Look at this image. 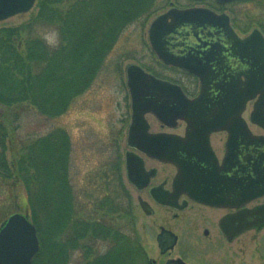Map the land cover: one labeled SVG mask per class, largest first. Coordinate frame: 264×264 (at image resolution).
I'll use <instances>...</instances> for the list:
<instances>
[{
    "label": "trees",
    "instance_id": "trees-1",
    "mask_svg": "<svg viewBox=\"0 0 264 264\" xmlns=\"http://www.w3.org/2000/svg\"><path fill=\"white\" fill-rule=\"evenodd\" d=\"M191 3L38 0L31 21L0 28V108L11 111L29 105L45 118L62 117L95 84L127 29L145 27L170 8ZM206 6L233 12L230 4L221 6L214 0ZM247 22L241 27L244 32L253 25ZM49 27L58 35L57 45L44 39ZM6 114L0 110V179L11 182L18 207L29 211L37 227L41 250L33 264H69L77 253L81 264H150L119 166L107 164L95 175L94 188L78 193L68 133L58 128L12 143Z\"/></svg>",
    "mask_w": 264,
    "mask_h": 264
},
{
    "label": "flooded vegetation",
    "instance_id": "flooded-vegetation-1",
    "mask_svg": "<svg viewBox=\"0 0 264 264\" xmlns=\"http://www.w3.org/2000/svg\"><path fill=\"white\" fill-rule=\"evenodd\" d=\"M229 16L233 37L226 30L184 27L166 39L168 52L172 55H195L200 59L206 69L205 79L163 62L151 47L148 53L153 57L154 65L188 77L182 81L162 78L152 70L138 66L160 80L179 86L190 100L205 91L212 101L209 108L220 104L217 100L222 101L229 96V92L234 97L239 85L246 82L247 72L252 70L253 63L250 56L236 46L235 40L246 39L258 28L244 32L234 17ZM127 83L128 79V109L121 116L120 127H115L120 138H116L113 146L118 151L116 164L120 168L121 181L131 198L133 210L138 209L149 222L150 219H161L155 235L158 257L151 258L146 254L150 264H180L175 262L177 260L190 264L186 255L191 247L233 245L240 236L229 241L222 224L230 216L232 219L237 218L241 210L256 207V203L264 198L255 199L241 207L238 196L235 198L234 193L230 196V191H239L240 177L245 176L242 171L253 175V165H264V128L251 122L257 129L255 131L248 124L251 135L259 138L257 145L249 141L228 145V131L212 132L209 140L204 142L193 134L194 129L187 121L165 122L152 111H147L138 130L131 135L134 112ZM152 90L147 87L142 89L146 94ZM255 101L249 103H253L254 107ZM177 138L186 141L183 145H176ZM161 139L168 140L167 145ZM202 196H206L207 200L200 198ZM216 196H222L223 199L218 200ZM152 227L151 224L148 229Z\"/></svg>",
    "mask_w": 264,
    "mask_h": 264
},
{
    "label": "water",
    "instance_id": "water-1",
    "mask_svg": "<svg viewBox=\"0 0 264 264\" xmlns=\"http://www.w3.org/2000/svg\"><path fill=\"white\" fill-rule=\"evenodd\" d=\"M205 1V0H195ZM237 0H216L225 5ZM37 0H0V22L18 14L31 11ZM215 28L229 31L233 37L230 26V16L226 13L219 14L207 7H191L186 9L171 8L166 13L158 16L149 27L148 36L150 45L158 57L165 63L178 66L201 79L206 77V69L200 59L195 55L180 57L168 52L166 39L171 34L177 33L181 28ZM228 33V32H227ZM235 44L239 49L250 56L252 70L246 75V82L239 85L234 97L229 96L217 103L212 108L210 95L203 91L194 100L188 99L182 89L174 84L158 79L147 73L136 64L127 67L128 87L132 98L133 125L131 135L135 133L143 122L144 114L152 111L160 120L177 122L182 119L194 129L193 134L207 142L212 132L228 131L230 139L238 144L254 142L257 145L259 138H254L243 117L250 101L255 100L251 113L252 123L264 128V36L259 29L254 30L246 39H236ZM144 87L153 90L146 94ZM232 113L234 115L232 116ZM132 137V136H131ZM167 145L168 140L161 139ZM186 139L177 138L176 145H183ZM173 142V140H171ZM253 143V144H254ZM245 176L240 177L239 191H230V196L239 199L240 206L264 196V165L252 166L253 175L242 171ZM207 200L206 196L200 197ZM222 200V196H216ZM228 218L222 224L223 231L229 241L236 236H241L249 231L261 232L264 230V204L254 208H245L239 215ZM238 221V226L236 225ZM41 249L40 238L35 224L30 220L28 213H15L11 215L0 229V264H32ZM180 264H187L177 260Z\"/></svg>",
    "mask_w": 264,
    "mask_h": 264
},
{
    "label": "rangeland",
    "instance_id": "rangeland-1",
    "mask_svg": "<svg viewBox=\"0 0 264 264\" xmlns=\"http://www.w3.org/2000/svg\"><path fill=\"white\" fill-rule=\"evenodd\" d=\"M191 5L190 7H207L200 2H194ZM35 7L27 13L18 14L1 21L0 28L16 27L31 21L37 14ZM230 9H233V12L230 10L219 12L237 17L236 23H238V27L240 25V29L244 23H250L247 22L250 20L253 24L251 31L254 28H259L264 32V0L237 1L230 4ZM153 20L145 27L133 25L124 32L98 80L85 94L75 99L67 113L62 117L58 119L45 118L29 105L11 111L0 108L7 113L6 125L11 133L10 141L12 143L15 142L16 138L26 139L42 136L58 128L64 129L68 133L72 143L71 175L78 193L94 188L95 175L107 167V164L111 163L113 166L117 163L118 155L116 153L118 151L113 145H115L116 138H120L115 127H120L119 121L123 112L127 111L129 104L126 89L127 67L132 64L141 65L162 78L172 80L179 79L182 81L188 77L186 74L154 65L155 61L148 53L150 47L148 31ZM43 36L52 46L57 45L59 41L56 31L50 27L44 30ZM121 59L120 64H115V61ZM252 111L253 103H249L244 118L250 127L257 131L250 122ZM16 115H19L18 119ZM16 126L19 127L18 130H15ZM8 157L9 160L12 159L10 151ZM11 186V182L0 179V229L11 215L15 213L29 214V211H24L18 207ZM24 199L26 201V196ZM83 199L85 198L83 197ZM256 204H264V198ZM133 213L145 253L148 257L157 259L158 249L155 235L156 226L161 223V219H150L149 222L138 209H134ZM151 224L154 227L148 229ZM103 250L105 249L103 248ZM81 257V254L77 253L72 263L69 264H81ZM186 258L190 264H264V230L259 233L250 231L240 236L233 245L191 247Z\"/></svg>",
    "mask_w": 264,
    "mask_h": 264
}]
</instances>
